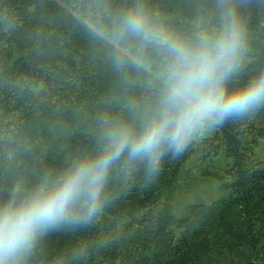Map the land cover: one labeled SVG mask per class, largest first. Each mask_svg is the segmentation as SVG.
Returning a JSON list of instances; mask_svg holds the SVG:
<instances>
[{
  "label": "trees",
  "instance_id": "16d2710c",
  "mask_svg": "<svg viewBox=\"0 0 264 264\" xmlns=\"http://www.w3.org/2000/svg\"><path fill=\"white\" fill-rule=\"evenodd\" d=\"M130 11L190 47L233 14L243 42L226 89L264 73V0H0V203L157 114L173 58L123 27ZM204 127L152 173L125 153L91 221L41 235L25 264H264V108Z\"/></svg>",
  "mask_w": 264,
  "mask_h": 264
},
{
  "label": "clouds",
  "instance_id": "9594fccd",
  "mask_svg": "<svg viewBox=\"0 0 264 264\" xmlns=\"http://www.w3.org/2000/svg\"><path fill=\"white\" fill-rule=\"evenodd\" d=\"M230 16L218 38L201 40L196 47L162 30L153 32L142 11L124 17L127 31L157 40L173 58L159 111L138 133L123 124L113 125L105 133L106 146L99 155L78 159L58 175L45 173L30 190L21 185L13 188L0 203V264H25L41 235L62 224L91 221L101 209L109 171L125 153L129 160H147L152 173L165 148L179 154L205 125L264 108V73L230 92L225 87L243 42L242 30Z\"/></svg>",
  "mask_w": 264,
  "mask_h": 264
},
{
  "label": "rangeland",
  "instance_id": "374dc122",
  "mask_svg": "<svg viewBox=\"0 0 264 264\" xmlns=\"http://www.w3.org/2000/svg\"><path fill=\"white\" fill-rule=\"evenodd\" d=\"M210 134H212L211 130H209V129L203 127V128L200 130V139H202V138H204L205 136L210 135ZM262 144H263V143H262ZM260 154H261V156H263V158H264V145H263L262 148H261ZM219 194H220V193H215L216 196H218Z\"/></svg>",
  "mask_w": 264,
  "mask_h": 264
}]
</instances>
